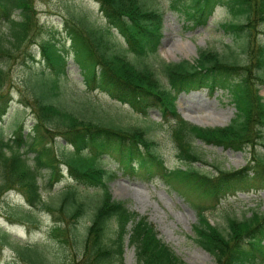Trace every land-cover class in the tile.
I'll return each mask as SVG.
<instances>
[{
    "label": "trees",
    "instance_id": "1",
    "mask_svg": "<svg viewBox=\"0 0 264 264\" xmlns=\"http://www.w3.org/2000/svg\"><path fill=\"white\" fill-rule=\"evenodd\" d=\"M107 26L99 27L80 19L77 25L68 24L72 48L85 67V81L100 87L113 98L129 103L145 115L153 107L160 109L164 121L173 120L172 135L181 165L169 167L158 152V139L150 134L154 122L147 125L123 126L112 120L84 116L53 97L60 95L58 77H44L33 85L36 121L29 136L20 123L15 137L6 139L0 132V197L6 191L22 190L32 206H45L62 211L67 219H78L87 207L86 190H100L86 236L78 238L73 226L75 243L83 251L82 264H119L123 262L124 240L135 247L136 264H190L160 235L147 215L131 210L123 200L112 196L109 182L117 172L138 174L145 180L162 177L193 201L198 213L194 224L195 241L215 258L216 264L264 263V211L253 209L248 216L227 213V226L211 222L208 210L217 207L232 192L252 187H264V38L253 31L264 23V0H171V8L180 12L193 26L205 25L218 5H226L239 21H224L222 28L241 38L240 48L246 54L241 60L233 49L221 53L203 48L194 60L178 62L150 59L157 54L162 33L164 10L155 0H98ZM33 0H0V120L8 112L12 95L7 88L8 70L4 58L30 36L37 26ZM19 11V17L14 13ZM116 29L125 39L121 47L111 37ZM40 47L47 65L56 75L66 71L68 49L56 40L45 39ZM134 53V58L129 56ZM34 58V54L29 52ZM157 59V57H155ZM209 86L223 87L236 107L226 125L201 126L182 117L177 109L181 91L189 92ZM71 106V105H70ZM92 107V103H89ZM58 128L73 145L63 157L51 156L45 142L51 127ZM200 139L207 144L243 150L252 148V157L240 168H223L213 163L216 173L196 163H208L205 153L195 144ZM38 145H41L38 147ZM35 152L31 162L27 154ZM49 153V155H47ZM109 154L118 165L105 167L101 159ZM59 160L67 165L70 176L78 184H69L62 192L61 202L54 205L44 200L40 182L41 170L50 168L46 185L51 187L63 176ZM34 220L31 213L21 216ZM56 220L62 216L56 213ZM74 225V224H73ZM52 233L67 241V231L54 224ZM7 238V234L4 235ZM25 256L28 264H54L38 246ZM34 251V252H33Z\"/></svg>",
    "mask_w": 264,
    "mask_h": 264
},
{
    "label": "rangeland",
    "instance_id": "2",
    "mask_svg": "<svg viewBox=\"0 0 264 264\" xmlns=\"http://www.w3.org/2000/svg\"><path fill=\"white\" fill-rule=\"evenodd\" d=\"M36 8L37 26L30 32L25 42L14 50L12 57L4 58L8 70L7 88L13 97L8 112L0 120V132L6 139L15 137V130L21 123L25 135L30 133L31 125L36 121L33 85L44 77H54L56 74L47 65L41 51L40 42L45 39L56 40L59 46L68 48V72L59 74L60 95L53 97L55 101L64 103L67 107L75 108L81 115L93 118L112 120L123 126L147 125L154 122L150 130L151 136L158 139L157 150L164 157L169 167L186 165L177 156V146L172 135V120L163 121L158 108H152L148 116L136 112L129 104H123L113 99L107 92L99 88H91L85 82V67L82 60L74 57L72 38L67 30L68 24L77 25L78 20L85 19L88 23L99 27L107 26V19L97 0H33ZM156 5L164 10L162 26L163 38L157 54L150 55L156 62H169L183 59L194 60L201 49L211 48L228 53L231 49L238 53L241 60L246 54L240 48L241 38L236 39L233 33L226 32L221 23L224 21H239L242 17H235L226 5L216 8L206 25L191 27L185 17L171 8V0H155ZM19 17V11L14 13ZM258 39L264 38V23L257 25L253 31ZM111 37L121 47H126L123 36L114 29ZM181 46V47H180ZM34 54V58L29 55ZM129 56L134 58L133 53ZM157 57V59H155ZM264 95V85L260 91ZM92 103V107L89 103ZM71 105V106H70ZM181 115L193 123L202 126L227 124L234 116L236 108L230 95L222 87L217 86L212 91L210 87L180 93L177 100ZM189 115L190 118L187 117ZM49 126V125H47ZM51 127L47 133V142H52L55 156L60 159L62 152L73 149L71 143L57 132L58 128ZM195 144L205 153L208 164L196 163L216 173L219 164L223 168H239L244 166L252 157V147L235 151L223 146L207 144L196 139ZM263 149V145H257ZM53 150L49 151L52 155ZM49 153L47 155H49ZM30 161L33 153H28ZM63 177L51 187L46 185L50 168L41 170L40 182L45 201L54 205L61 202L62 192L69 184H78L68 171L63 160H59ZM101 163L115 168L118 162L111 155L105 154ZM114 198L123 200L126 205L141 215H147L160 232V235L172 245L175 251L190 264H216L215 258L194 237V224L198 222V213L193 201H200L198 196L189 198L174 188L167 180L157 177L155 180H145L128 172H117V178L109 182ZM100 190L89 188L86 190L87 202L90 205L86 212L78 219H67L62 211H53L48 207L31 206L24 192L18 188L6 191L0 197V264H28L21 257L35 247H39L54 264H82V247L75 243L73 226L78 228L79 236L84 240L87 227L94 213L95 202ZM253 209L264 211V187L240 189L232 192L215 208L208 210L211 222L221 228L227 226L226 214H236L240 217L248 216ZM31 213L35 218L30 220L22 215ZM56 213L63 221H57ZM61 224L67 231V241L62 242L52 233L54 224ZM74 224V225H73ZM7 234V238L4 235ZM19 246V254L17 250ZM123 262L119 264H136L134 246L129 244L128 236L124 240ZM26 244V245H25ZM34 252V251H33ZM261 264V263H256Z\"/></svg>",
    "mask_w": 264,
    "mask_h": 264
},
{
    "label": "bare ground",
    "instance_id": "3",
    "mask_svg": "<svg viewBox=\"0 0 264 264\" xmlns=\"http://www.w3.org/2000/svg\"><path fill=\"white\" fill-rule=\"evenodd\" d=\"M180 47H181V46H180ZM187 117L190 118L189 115H187Z\"/></svg>",
    "mask_w": 264,
    "mask_h": 264
}]
</instances>
